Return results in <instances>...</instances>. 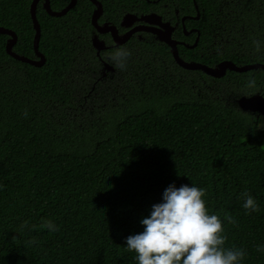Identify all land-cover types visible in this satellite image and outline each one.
I'll list each match as a JSON object with an SVG mask.
<instances>
[{
  "label": "trees",
  "instance_id": "1",
  "mask_svg": "<svg viewBox=\"0 0 264 264\" xmlns=\"http://www.w3.org/2000/svg\"><path fill=\"white\" fill-rule=\"evenodd\" d=\"M99 1L116 23L132 9L171 3ZM174 1L194 12L193 0ZM32 2L0 0V26L16 32L14 50L29 58ZM50 2L59 11L69 0ZM196 2L201 18L190 23L201 39L180 48L185 59L264 63V0ZM94 8L78 0L55 17L38 5L42 67L11 57L9 36L0 34V264H137L125 237L143 230L140 219L173 182L204 187L206 208L222 219L224 247L243 249L241 264H264L257 250L264 245V131L261 117L237 105L244 95H264V70L216 79L181 69L166 44L140 42L113 78L92 89V71L77 63L85 57L97 65ZM244 192L258 211L243 208Z\"/></svg>",
  "mask_w": 264,
  "mask_h": 264
},
{
  "label": "clouds",
  "instance_id": "2",
  "mask_svg": "<svg viewBox=\"0 0 264 264\" xmlns=\"http://www.w3.org/2000/svg\"><path fill=\"white\" fill-rule=\"evenodd\" d=\"M205 191L192 183L176 186L174 182L163 190L162 199L140 219L143 230L125 237L137 264H241L246 253L224 247L222 219L209 213ZM242 196L246 211L259 210L253 195L244 192ZM44 226L49 231L57 229L51 220ZM257 250L264 251V245H257Z\"/></svg>",
  "mask_w": 264,
  "mask_h": 264
},
{
  "label": "flooded vegetation",
  "instance_id": "3",
  "mask_svg": "<svg viewBox=\"0 0 264 264\" xmlns=\"http://www.w3.org/2000/svg\"><path fill=\"white\" fill-rule=\"evenodd\" d=\"M157 1L158 0H149V2H152V3H155ZM127 14H134L135 16L139 18L146 16V15H150V14H157L161 17V21L163 23H167V22L171 23V25L174 27L172 38L173 40L178 42L177 47H178L180 57L185 61H195V60L185 59L182 56L181 49H180L181 47H185L187 49H194L198 46L199 41L201 39L200 29L195 27L194 25L192 26V24L190 23L191 21H198L201 18V10L199 9V6L198 8H196L195 3H194V12H188V13H184L176 5L174 0H171V3H163L161 5L156 6L155 9L151 8V9H148L147 11L141 8H137L134 10L132 9L129 12H125L118 23L114 22L113 20H109L103 11V14L98 19L99 25L104 26L105 24H109V25L115 26L117 28V34L122 40H124V38H126L127 35L128 37H127L126 42L117 44V42L115 41L114 35L112 34L111 31L100 33L92 24V28H91L92 50L91 51L97 58V65L92 66L91 62L85 57H82V59L77 63L78 66L85 67L87 71H90V70L92 71L91 72L92 79H93L92 89L96 88L98 82H104L105 80L113 78L118 73V71H120L118 62H125V60L127 59L126 50L128 48H131L140 42L147 43V42L155 41L161 44H166L164 42H161L158 39L157 34L146 29L147 27H154L157 29L160 26H151L145 21H140L138 19L132 22L129 26H123L122 22H123L124 16ZM95 36H97L100 39V41L103 42V49L99 50L93 44V37ZM196 42L197 44L195 45V47H192ZM167 47H168V51L172 55L173 61L181 69L185 71H200V70H188V69L181 67L175 61L171 48L168 45ZM82 51H83L82 49H79L78 52L80 53ZM141 54H142L141 51H138V56H140V58H141ZM195 62H199V61H195ZM199 63H202V62H199ZM188 76L189 74H184V77H188ZM216 79H220V78H216Z\"/></svg>",
  "mask_w": 264,
  "mask_h": 264
},
{
  "label": "water",
  "instance_id": "4",
  "mask_svg": "<svg viewBox=\"0 0 264 264\" xmlns=\"http://www.w3.org/2000/svg\"><path fill=\"white\" fill-rule=\"evenodd\" d=\"M94 6L95 9L92 14V24L93 26L100 32L105 33L111 31L114 35L115 41L117 44H121L127 41V37L122 40L118 34H117V28L115 26L105 24L104 26H100L98 23V19L103 14L104 8L103 4L99 0H90ZM195 3L196 8H198L196 0H193ZM42 3L43 8L47 11L48 14L55 17H62L65 16L71 9L75 8L78 4V0H69L68 5L63 8L62 10H53L51 7L50 0H33L31 3V17L33 21V27L35 30V36H34V51H35V58H29L23 55L18 54L14 50V46L16 45L18 41V35L16 32L12 29L0 26V34L8 35V41L6 44V52L16 60H19L21 62L30 64L32 66L36 67H42L46 63V56L44 53H42L39 49L40 40H41V24L37 17V9L38 5ZM136 19L140 21H145L151 26H160L159 28L154 27H147L146 29L152 31L153 33L157 34L158 39L161 42L166 43L173 53L175 61L183 68L188 70H200L204 72L205 74L212 76L214 78H223L228 71H234L238 73L247 72L250 70H264V63H252V64H245V65H237L235 62L230 60H224L219 62L215 66H209L207 64L195 62V61H185L183 60L178 51L177 47V41L173 40L172 33L174 30V27L171 25V23H163L161 21V17L157 14H150L143 16L141 18L135 16L134 14H127L124 16L122 25L123 26H129L132 22L136 21ZM93 44L96 48L103 49V42L100 41V39L95 36L93 37ZM102 44V45H101ZM197 42L192 46L195 47ZM237 105L239 109L242 112L250 113L253 115H256L257 118H260L264 116V95L261 93H255L252 95H244L237 100Z\"/></svg>",
  "mask_w": 264,
  "mask_h": 264
},
{
  "label": "rangeland",
  "instance_id": "5",
  "mask_svg": "<svg viewBox=\"0 0 264 264\" xmlns=\"http://www.w3.org/2000/svg\"><path fill=\"white\" fill-rule=\"evenodd\" d=\"M260 129L264 131V116L261 117Z\"/></svg>",
  "mask_w": 264,
  "mask_h": 264
}]
</instances>
